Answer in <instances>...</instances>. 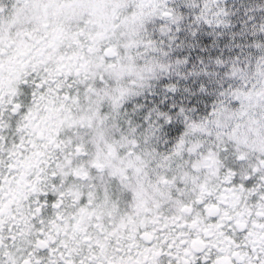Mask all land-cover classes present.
<instances>
[{
  "label": "snow or ice",
  "instance_id": "snow-or-ice-1",
  "mask_svg": "<svg viewBox=\"0 0 264 264\" xmlns=\"http://www.w3.org/2000/svg\"><path fill=\"white\" fill-rule=\"evenodd\" d=\"M0 264H264V0H0Z\"/></svg>",
  "mask_w": 264,
  "mask_h": 264
}]
</instances>
